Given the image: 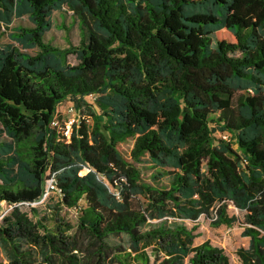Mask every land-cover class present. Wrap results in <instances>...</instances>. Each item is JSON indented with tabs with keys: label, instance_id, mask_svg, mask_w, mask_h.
<instances>
[{
	"label": "trees",
	"instance_id": "1",
	"mask_svg": "<svg viewBox=\"0 0 264 264\" xmlns=\"http://www.w3.org/2000/svg\"><path fill=\"white\" fill-rule=\"evenodd\" d=\"M62 9L68 48L44 40ZM0 24V264H230L193 242L200 216L238 223L240 264H264V0H0ZM50 176L74 226L21 209Z\"/></svg>",
	"mask_w": 264,
	"mask_h": 264
},
{
	"label": "rangeland",
	"instance_id": "2",
	"mask_svg": "<svg viewBox=\"0 0 264 264\" xmlns=\"http://www.w3.org/2000/svg\"><path fill=\"white\" fill-rule=\"evenodd\" d=\"M52 27L45 33L44 40L51 43L59 48H68L69 46H74L78 44L80 40V33L77 20L67 9L56 10L52 13ZM11 25H24L30 26L31 22L28 20L27 16H22L13 21ZM10 32L9 28H5L0 24V43L4 44L11 42L8 37ZM36 49H29L28 51L33 53ZM67 62L74 64L77 62L74 54L70 53L67 55ZM86 100L93 103V97L87 96ZM69 102L65 101L64 104L58 106V109L62 112V121L64 122L69 116L68 108ZM77 116V114H76ZM213 125V124H212ZM218 135V132H215ZM224 139L229 140V135ZM128 149L129 144L125 145ZM140 170L141 177L143 180L159 186H167L169 182L168 176H161L158 179H154L152 175L156 174L157 168L151 164L147 155H143L140 161L137 163ZM81 203H83L81 201ZM5 208V205L2 204ZM21 209L28 213V215L37 219L39 217H45L46 223L51 226L54 224L53 219L55 217L61 218L64 222L70 225H75L77 223V218L75 211L71 208L65 207L60 203V196L56 193H50L49 197L36 203V204H23ZM229 213H235L242 215V212L237 210L234 206H228ZM1 220V214H0ZM184 223L187 227H192L194 224L197 228L194 232H198V236L193 239L195 244L201 243L204 240H208L211 244L219 246L223 249L225 254L228 256L230 264H240V259L236 253V249L240 246L246 247L248 245V237L241 234L242 227L238 223H234L231 226L220 225L214 226L210 223V218L205 216H200L194 223L189 220H185ZM122 241L126 242V237H122ZM5 255L0 246V263L5 262Z\"/></svg>",
	"mask_w": 264,
	"mask_h": 264
},
{
	"label": "built area",
	"instance_id": "3",
	"mask_svg": "<svg viewBox=\"0 0 264 264\" xmlns=\"http://www.w3.org/2000/svg\"><path fill=\"white\" fill-rule=\"evenodd\" d=\"M59 112L62 115V112L60 110H59ZM68 112H69V116L64 121V123H65V129L63 130V133L65 134V136H66L67 139H69L70 131H71V127H72L73 123L79 119L78 112L72 106L71 103L69 104ZM76 114H77V116H76ZM52 123H54V121ZM221 136L223 138H225L227 136V134L224 133ZM53 192L56 193V194H58L60 196V188L57 186V183H56L55 178L53 176H50L45 181V184H44V188H43L41 197L38 200H36V201L30 202L29 204H36V203H38V202L46 199L47 197H49L50 193H53Z\"/></svg>",
	"mask_w": 264,
	"mask_h": 264
}]
</instances>
